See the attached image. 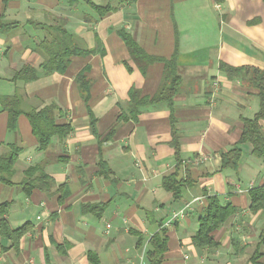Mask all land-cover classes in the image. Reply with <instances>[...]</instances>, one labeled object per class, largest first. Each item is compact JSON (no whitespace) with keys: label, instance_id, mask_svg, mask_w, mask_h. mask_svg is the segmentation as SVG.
I'll list each match as a JSON object with an SVG mask.
<instances>
[{"label":"crops","instance_id":"crops-1","mask_svg":"<svg viewBox=\"0 0 264 264\" xmlns=\"http://www.w3.org/2000/svg\"><path fill=\"white\" fill-rule=\"evenodd\" d=\"M112 4L116 9L101 17L85 0H0V16L21 23L9 33L0 32V95L20 88L25 110L55 103L57 123L72 126L68 135L54 136L47 149L39 150L28 116L22 113L17 130H10L8 112L0 105V155L13 143L22 149L14 183L0 181V206L6 204L0 221L6 218L13 228L31 224L18 247L0 232V264H148L147 242L160 222L169 236L163 264H264V254L253 259L264 251V210H250V190L264 184V160L243 143L238 170L220 168L221 154L241 137L243 118H253L259 110V90L241 77H229L220 66L264 69V0ZM56 17L66 19L81 45L92 48L100 39L106 54L77 55L66 72L45 74V58L37 49L45 33L29 21L51 24ZM120 29L149 54L170 58L178 49L179 174L194 181L179 199L163 186L164 177L177 170L169 105L149 104L136 118L130 112L131 89L152 96L164 64L154 62L143 74ZM24 64L37 68L36 80H13ZM86 67L92 80L87 102L76 81ZM91 115L102 136L114 128L111 139L99 143ZM261 123L264 131V118ZM37 165L50 176L52 187L49 192L35 187L28 195L22 181L27 169ZM210 195L237 209L213 232L218 247L193 241ZM100 202L107 203L101 217L83 211L85 204ZM186 206L188 215L168 224Z\"/></svg>","mask_w":264,"mask_h":264},{"label":"trees","instance_id":"trees-1","mask_svg":"<svg viewBox=\"0 0 264 264\" xmlns=\"http://www.w3.org/2000/svg\"><path fill=\"white\" fill-rule=\"evenodd\" d=\"M114 0H109L105 4H98L93 0H85L87 4L97 12L99 16H104L108 12L116 9L112 4ZM218 2L222 0H217ZM35 28L42 29L45 33L44 39L38 43L37 49L43 54L44 62L41 68L45 74H53L55 72L64 73L71 64L72 58L77 55H87L91 53L106 54V48L100 39L97 44L90 48L81 45L76 35L66 27V19L56 17L55 22L47 24L40 21H29ZM21 23L17 20H7L4 16H0V32L9 33ZM120 36L125 41L131 58L139 66L143 74L147 68L154 62H162L164 64V72L160 85L152 96H142L141 91L133 87L130 91V112L136 118L140 109L144 106L154 103L166 102L171 109V123L173 138L171 143L176 151L177 170L164 177L163 186L166 190L172 192L175 199H179L183 195L185 188L194 185L192 177L187 174L180 177L179 170L182 164L181 146L179 141V133L176 128L175 116V97L179 92L182 76L178 71V49L175 50L170 58L149 54L143 46L134 38V36L125 29L119 30ZM221 69L227 73L229 77H241L246 80L250 86L259 90V110L253 118H243V130L239 141L228 151L221 154V169L238 170L240 160L243 154L242 144L250 143L253 147V154L264 160V131L262 119L264 118V69L253 66H233L221 63ZM89 67L81 70L76 81L82 92L83 98L87 102L90 97V89L92 80L87 75ZM39 77L36 67L30 64H24L18 69L13 77L15 81L29 82ZM24 96L20 88H17L14 94L0 95V105L4 111L8 112V128L16 131L18 128V118L25 113L32 125L33 133L37 137L39 150H45L49 147L54 136L65 137L68 135L72 126L70 124H60L56 121V111L59 107L55 103H50L44 107L30 108L25 110L23 107ZM89 111H91L89 109ZM92 116V115H91ZM127 119L128 116H123ZM97 118L92 116L91 127L93 133L99 140V143L111 139L114 135V128L106 135L102 136L97 129ZM21 147L15 143L9 145L8 150L0 155V181L4 184L11 185L14 183L13 176L15 174V164L19 158ZM101 168L106 169V164L100 161ZM108 170H105L106 173ZM22 183L26 194L30 195L35 187H39L48 191L52 187L50 176L39 170L38 165L29 167ZM250 210L254 213L264 210V184L250 190ZM208 203L200 213L199 228L193 237V241L198 246L218 247L220 242L215 240L213 232L222 227V225L232 217L237 209L230 202L223 203L219 195H210L207 197ZM1 205L0 209L4 212ZM107 203L100 202L94 204H85L83 211L92 212L101 217ZM31 229L30 223H25L19 227H11L6 218L0 221V232L11 240L13 247H18L20 239ZM168 229L160 222L159 229L149 238L147 258L148 264H163L165 253L168 250ZM139 244L143 245L140 240ZM261 245H264V229L262 233ZM61 247V245H58ZM253 259L264 254V251L256 253ZM89 256H93L89 252Z\"/></svg>","mask_w":264,"mask_h":264},{"label":"built area","instance_id":"built-area-1","mask_svg":"<svg viewBox=\"0 0 264 264\" xmlns=\"http://www.w3.org/2000/svg\"><path fill=\"white\" fill-rule=\"evenodd\" d=\"M186 210H188V207L186 206L185 208H183V209H181V210H179L178 212H176L175 214H174V216H173V218L170 220V221H168V224H170L171 223V221L172 220H174V219H176V218H185L188 214H187V212H186Z\"/></svg>","mask_w":264,"mask_h":264},{"label":"rangeland","instance_id":"rangeland-1","mask_svg":"<svg viewBox=\"0 0 264 264\" xmlns=\"http://www.w3.org/2000/svg\"><path fill=\"white\" fill-rule=\"evenodd\" d=\"M107 2H108L107 0H103V1H101V4H105Z\"/></svg>","mask_w":264,"mask_h":264}]
</instances>
